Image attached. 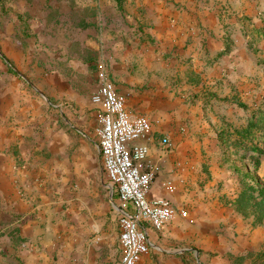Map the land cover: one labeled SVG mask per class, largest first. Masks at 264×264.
I'll return each instance as SVG.
<instances>
[{
	"label": "crops",
	"instance_id": "1",
	"mask_svg": "<svg viewBox=\"0 0 264 264\" xmlns=\"http://www.w3.org/2000/svg\"><path fill=\"white\" fill-rule=\"evenodd\" d=\"M129 3L122 12L101 16L94 22L96 26L89 27L84 19L64 22L62 42L51 43L53 59L51 55L45 62L36 56L32 59L31 68L37 73L34 86L29 90L21 78L5 91L0 111V200L24 215L29 237H38V225L47 223L41 230L49 248L47 264H109L114 258L107 249L115 244L120 264L119 218L123 213L133 214L134 208L123 205L102 158L112 208L109 225L100 219L107 208L92 206L87 214H80L72 202L74 193L56 185L62 173L71 174L77 162H90L96 139L100 154L97 129L102 110L91 98L98 89V64L104 59L118 94L126 96L129 112L153 122L151 139L141 142L149 146V162L156 172L151 193L188 212L187 218L178 217L162 232L147 225L157 256L148 254L141 264H153L152 257L161 264H234L241 257L245 258L243 264H253L250 255L264 247V227H254L226 203L237 198V177L227 170L220 173L215 184L229 175L224 189H209L206 201L195 199L187 192L198 156L189 157L185 152L195 145L191 136L200 122L194 115L201 111L198 100L203 97L204 84L213 87L210 103L215 126L218 117L225 116L235 125L246 124V112L231 100L248 101V89L261 82L262 76L248 74L242 41H235L233 51L218 57L233 37V30L220 26L219 9L229 3L238 13H257L259 0L249 11V0ZM10 120L11 125L7 124ZM165 137L173 147L161 145ZM37 178L46 179L41 183L43 189L35 186ZM48 179L55 199L45 195V204L35 207L33 200L43 194ZM170 182L174 191L169 189ZM37 208L38 220L32 215Z\"/></svg>",
	"mask_w": 264,
	"mask_h": 264
},
{
	"label": "rangeland",
	"instance_id": "2",
	"mask_svg": "<svg viewBox=\"0 0 264 264\" xmlns=\"http://www.w3.org/2000/svg\"><path fill=\"white\" fill-rule=\"evenodd\" d=\"M129 1L0 0V111L4 107L2 103L6 98L5 91L7 88H12L21 78V83L23 82L29 90L34 86L37 73L33 72V68H31L32 59L36 56L40 62H45L50 55L53 59V52L55 53V51L50 50V47L53 48L55 40L60 39V42H62L64 22L84 19L88 22L89 27L94 26V22L100 19L101 16L111 14L113 11H124L130 5ZM254 1L249 0L251 4L248 6V11L252 8ZM134 4L135 0H132V6ZM256 7L259 8L257 13L253 11L238 13L235 11V7L233 8L229 3L221 5L219 21L221 27L234 31L231 34L233 37H230L228 41L231 48L235 45V41H242V55L245 52L248 57V74L262 76L261 83L263 84L264 34H259L257 29H264V0H259ZM236 52L239 54V49ZM39 71L38 75L41 76L43 73L41 70ZM10 74L17 76V79L10 77ZM250 84L255 85L252 82ZM256 86L258 87V83ZM255 87H252L251 90L248 89V91L257 90V87ZM212 88V85L206 86L205 84L201 88L203 97L198 100L201 102L199 107L201 111L194 115L199 119L200 125L193 127L191 137L195 145L187 147L185 152L189 157L191 155L198 156V161L194 162L191 169L187 193L192 194L193 198L202 199L203 201L209 198L207 196V194H211L208 191L209 189H213V192H215V189L222 191L225 181L229 180V175H227L224 176L221 183L215 184L216 177L225 172L228 165L222 164V148L216 140L213 109L210 103L213 94ZM248 102L252 103L250 96ZM1 124L0 120V126ZM7 124L11 125V120ZM91 150L93 158L90 159V162L81 165H78L79 162L73 164L71 174L62 173L56 185L60 188H69L74 193L72 202L77 205L76 210L80 214H87L92 206L101 209L102 207L107 208V212L100 219L108 222L109 225L112 222V208L110 194L106 188L107 181L105 174H103L102 161L97 148V139ZM41 165L43 166V164ZM21 166L23 167L24 164ZM260 176L264 182V171ZM44 180L46 179L37 178L35 181L38 183L35 186L43 189L44 186L41 183H45ZM52 192L53 185L48 179L43 194L38 195L33 200L35 207L44 205L45 203L42 201L46 199V196L50 197L49 200L55 199L54 195L56 194ZM37 194H39V190ZM150 197L157 198L153 196V193H150ZM231 210H235V208L233 207ZM38 212L39 209L37 208L36 212L32 214L36 220H38ZM92 213L94 212L92 211ZM23 217L24 215H18L17 212H14L13 208L9 209V207L3 205L0 200V264H47L49 248L41 232V230L46 229L47 223L38 222L40 223L37 227L40 231L38 237L35 235L29 237L25 231V226L29 222H22L25 221ZM94 218L98 220L99 216L94 215ZM106 228L108 229V227ZM17 232L20 237L19 242L15 243L16 238L13 240L12 236ZM116 250V244L113 248L109 247L107 249L110 258L111 253H113L114 258L113 261L110 259L111 263L109 264H119ZM154 252H157V250L151 248L149 255L157 256L154 255ZM152 261L153 264H161V261L157 258L152 257Z\"/></svg>",
	"mask_w": 264,
	"mask_h": 264
},
{
	"label": "built area",
	"instance_id": "3",
	"mask_svg": "<svg viewBox=\"0 0 264 264\" xmlns=\"http://www.w3.org/2000/svg\"><path fill=\"white\" fill-rule=\"evenodd\" d=\"M97 80L98 89L91 100L102 110L97 136L104 170L123 205L134 208L133 214L123 213L119 218L120 264H141L151 249L147 225L162 232L178 217L187 218L188 212L176 209L168 198L150 197L156 172L149 162L150 148L141 142L151 139L153 122L129 112L126 96L118 94L104 59L98 64ZM160 143L172 147L167 137ZM168 186L174 191L171 182Z\"/></svg>",
	"mask_w": 264,
	"mask_h": 264
},
{
	"label": "trees",
	"instance_id": "4",
	"mask_svg": "<svg viewBox=\"0 0 264 264\" xmlns=\"http://www.w3.org/2000/svg\"><path fill=\"white\" fill-rule=\"evenodd\" d=\"M257 32L263 35L264 29ZM230 51L232 48L227 44L218 57ZM251 100L249 103L232 98L231 101L246 112V124L238 126L226 117H218L216 140L222 148V164L228 165L227 171L237 177V198L227 202L254 227H264V182L260 176L264 163V83L258 82L257 90L251 92ZM19 237L17 232L12 239L16 238L15 243H18ZM250 256L253 264H264V247ZM244 260L236 258L233 263L243 264Z\"/></svg>",
	"mask_w": 264,
	"mask_h": 264
}]
</instances>
